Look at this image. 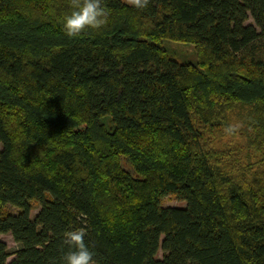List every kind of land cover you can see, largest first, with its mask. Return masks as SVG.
<instances>
[{
	"label": "trees",
	"instance_id": "trees-1",
	"mask_svg": "<svg viewBox=\"0 0 264 264\" xmlns=\"http://www.w3.org/2000/svg\"><path fill=\"white\" fill-rule=\"evenodd\" d=\"M102 3L69 38L70 0H0V234L20 244L0 264H64L80 228L96 264H264V173L233 180L209 146L242 107L264 172V0Z\"/></svg>",
	"mask_w": 264,
	"mask_h": 264
},
{
	"label": "rangeland",
	"instance_id": "rangeland-1",
	"mask_svg": "<svg viewBox=\"0 0 264 264\" xmlns=\"http://www.w3.org/2000/svg\"><path fill=\"white\" fill-rule=\"evenodd\" d=\"M125 2V0H122ZM126 3V2H125ZM245 23L253 24L250 17ZM167 54L178 62H195V48L193 44L188 42H179L164 40L163 41ZM242 107H235L227 116V119L223 124L215 128V132L209 137V146H214V150L219 152L218 166L223 172H227L233 180L241 181L244 185L251 179L263 178L261 167L263 163L260 161V154L257 153L253 146L249 144L246 137L242 133V124L240 116L243 112ZM231 124H238L240 127L238 131L232 135L227 134L224 129ZM215 151L214 153H218ZM249 157V158H248ZM248 164H250L248 172ZM124 167L129 169L126 163H123ZM246 167V168H245ZM161 204L163 206H183L184 202L176 200L173 195H167L161 198ZM31 211L30 216L34 217L39 209V205L36 201H30ZM6 210L9 212H16L17 208L11 205H6ZM0 239L5 242L9 256L7 261L13 258L14 252L20 247V244L15 242L9 233L0 234ZM162 250L158 249L156 257L160 258Z\"/></svg>",
	"mask_w": 264,
	"mask_h": 264
},
{
	"label": "clouds",
	"instance_id": "clouds-1",
	"mask_svg": "<svg viewBox=\"0 0 264 264\" xmlns=\"http://www.w3.org/2000/svg\"><path fill=\"white\" fill-rule=\"evenodd\" d=\"M125 2L137 9H144L149 4V0ZM70 3L72 11L63 20V31L69 38L77 37L86 28L99 29L107 24L110 12L102 0H70ZM239 127L238 124H231L224 131L232 135ZM85 235L83 228L66 231L63 234V243L70 249L62 257L64 264H96L93 252L84 242Z\"/></svg>",
	"mask_w": 264,
	"mask_h": 264
}]
</instances>
